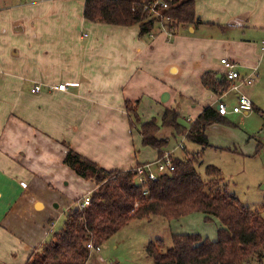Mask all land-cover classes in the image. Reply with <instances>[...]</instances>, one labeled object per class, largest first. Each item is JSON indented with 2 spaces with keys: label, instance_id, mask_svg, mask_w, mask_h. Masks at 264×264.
Here are the masks:
<instances>
[{
  "label": "crops",
  "instance_id": "1",
  "mask_svg": "<svg viewBox=\"0 0 264 264\" xmlns=\"http://www.w3.org/2000/svg\"><path fill=\"white\" fill-rule=\"evenodd\" d=\"M84 6L85 0H0V264H26L53 237L55 218L66 219L82 199L80 191L96 189L64 163L67 145L109 170L155 162L159 153L150 161L137 157L142 122L157 119V135L173 153L178 146L172 150L170 135L177 133L161 125L165 110L187 111L191 124L231 93L236 104L238 91L218 96L202 76L225 75L221 59L229 58L255 83L264 57V37L248 33L257 11L242 5L207 23L196 14L200 23L181 34L158 22L146 35L139 25L91 21ZM60 84L66 89L54 88ZM241 91L253 95L247 86ZM126 101L138 102L137 139Z\"/></svg>",
  "mask_w": 264,
  "mask_h": 264
},
{
  "label": "trees",
  "instance_id": "2",
  "mask_svg": "<svg viewBox=\"0 0 264 264\" xmlns=\"http://www.w3.org/2000/svg\"><path fill=\"white\" fill-rule=\"evenodd\" d=\"M196 0H171L170 7L154 16L146 5L149 0H85L84 16L94 22L116 25H139L140 34L154 31L163 20L172 34L181 27L200 23ZM203 85L216 95L229 89L225 75L208 71ZM128 111L137 121L138 102L126 101ZM175 108H167L162 126L172 127L178 135L205 149L210 145L206 130L216 123H230L214 106H207L190 126L179 122ZM135 119H130L131 127ZM160 125L155 118L141 123L142 143L163 156L169 140L158 137ZM165 154V153H164ZM202 151L173 158L175 168L155 181L137 184L135 169H106L67 145L64 163L80 177L93 181L97 188L91 193L90 204L70 208L64 226L39 250L33 251L26 264H87L91 254L88 243L102 246L133 220L161 216L179 219L194 212L220 221L218 239L210 240L197 233L173 234V246L166 252L163 240L146 245L153 264H243L252 257H264V217L261 210L244 206L229 192L222 170L216 165L205 166L207 178L197 169ZM142 165V164H138ZM147 191V192H146Z\"/></svg>",
  "mask_w": 264,
  "mask_h": 264
},
{
  "label": "rangeland",
  "instance_id": "3",
  "mask_svg": "<svg viewBox=\"0 0 264 264\" xmlns=\"http://www.w3.org/2000/svg\"><path fill=\"white\" fill-rule=\"evenodd\" d=\"M246 1L196 0V14L207 23L216 20L228 9L234 10L241 5L242 8H251L257 12L251 19L254 26H251L248 33L253 32L255 35L264 37V0H251L250 5ZM159 22L165 24L163 20ZM160 24L157 23V26ZM183 28L179 29L180 34ZM205 28H201V32H205ZM236 34L243 33L236 31ZM247 87L253 91L250 97L260 110L254 109L249 114H228L226 117L230 123H216L208 131L212 146L205 149L189 141L185 135H170L172 150L178 147L173 153L169 152L173 159L175 156L183 158L189 153L201 150L202 156L197 163V169L203 177L207 178L206 165H216L222 170L229 192L236 195L244 206L252 210H261L264 217V57L259 62L255 83ZM225 99L229 107L233 106L234 93L227 95ZM188 116L187 111H182L179 118V122L187 127L190 125ZM140 119L142 120L141 116ZM135 122L137 126H134L133 131L137 139V136L139 138L140 126L138 124L140 121L135 119ZM181 141L186 146L185 150L178 144ZM136 150L139 161L153 160L158 153L156 149L143 145L140 139ZM166 152L164 149V153ZM164 153L163 156L158 157L163 158ZM80 193L83 199L91 192L87 194L80 191ZM206 217L202 212H194L173 220L161 216L133 220L100 246L99 251L92 249L87 264H153V259L146 252V245L151 241L163 240L164 246L161 250L166 252L173 246V234L175 233H197L215 241L218 239L220 221L216 217ZM64 219L65 213L55 218L56 223L52 227L53 235L64 226ZM243 264H264V257L262 260L252 257Z\"/></svg>",
  "mask_w": 264,
  "mask_h": 264
},
{
  "label": "built area",
  "instance_id": "4",
  "mask_svg": "<svg viewBox=\"0 0 264 264\" xmlns=\"http://www.w3.org/2000/svg\"><path fill=\"white\" fill-rule=\"evenodd\" d=\"M170 1L171 0H149L146 8L154 16H158L161 14L162 10L170 7ZM221 64L225 68V78L230 82L228 90L238 91L239 93L238 102L231 107H229V105L220 98L216 106L218 112L223 116H227L230 113H248L252 111L254 108L253 100L246 93H243L241 88L243 86L252 85L254 83V77L252 75L242 74L237 68V63L229 58H222ZM54 88L58 90H65L66 84H60ZM40 90L41 86L38 85L32 89V92H39ZM174 168L175 165L173 163V159H171V152H166L163 158H159L155 162L137 165L134 168L136 172L135 180L137 184L144 185L147 181H155L159 178V176L173 171ZM79 201L80 202L77 204L78 208H85L90 204L91 193ZM87 245L91 250L95 249L99 251L101 249L100 246H95L92 242H89Z\"/></svg>",
  "mask_w": 264,
  "mask_h": 264
},
{
  "label": "water",
  "instance_id": "5",
  "mask_svg": "<svg viewBox=\"0 0 264 264\" xmlns=\"http://www.w3.org/2000/svg\"><path fill=\"white\" fill-rule=\"evenodd\" d=\"M168 99H169V93L166 92V93L163 94V96H162V100H163V101H166V100H168Z\"/></svg>",
  "mask_w": 264,
  "mask_h": 264
}]
</instances>
